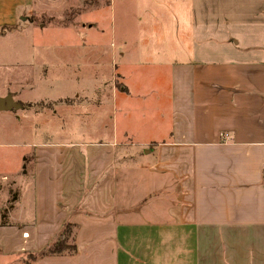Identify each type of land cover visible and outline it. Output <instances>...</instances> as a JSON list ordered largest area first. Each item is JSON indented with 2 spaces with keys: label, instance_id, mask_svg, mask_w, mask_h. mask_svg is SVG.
Segmentation results:
<instances>
[{
  "label": "crops",
  "instance_id": "0c3cea01",
  "mask_svg": "<svg viewBox=\"0 0 264 264\" xmlns=\"http://www.w3.org/2000/svg\"><path fill=\"white\" fill-rule=\"evenodd\" d=\"M14 5L0 4V26L20 36ZM125 5H109L122 22L110 44L81 47L92 60L105 50L99 67L121 88L105 79L100 100L75 91L83 102L65 105L107 123L32 145L30 194L0 222V264H264V0H169L163 34L140 14L139 47ZM66 223L76 252L41 256Z\"/></svg>",
  "mask_w": 264,
  "mask_h": 264
},
{
  "label": "rangeland",
  "instance_id": "374dc122",
  "mask_svg": "<svg viewBox=\"0 0 264 264\" xmlns=\"http://www.w3.org/2000/svg\"><path fill=\"white\" fill-rule=\"evenodd\" d=\"M12 1L1 0L0 4L14 5L15 1ZM168 1L120 0L126 4L124 9L128 13L123 33L128 34L134 47H139L140 37L145 33L137 25L141 23L140 14L145 22L150 19L154 21L148 31L150 35L163 34L168 29V17H159L161 11L168 12L166 9L160 10V4ZM111 2L22 0L14 5L19 15L15 21L17 26L26 25L25 33L20 36L9 35L10 25L5 23L0 26V94L12 92L18 99L23 97L20 100L21 110H8L20 116L17 121L9 117L10 113L2 116L3 111L0 110V222H9V211L19 195L25 193L22 189L26 188L27 194H30V178L25 177V171L31 173L32 145L47 140H73L79 138L80 132L96 136L91 130L107 123L105 119L98 121L91 115L87 116L89 112L83 111L84 108L81 113H77L74 108L65 105L83 102L84 97L74 96L75 91L87 93L93 100L99 97L100 100L103 97L102 93L96 96L99 92L97 85L105 79L112 87L114 84L118 87L122 85L118 77L112 79L110 69L99 67V60L107 55L104 49L93 53L96 63L81 48L89 44L86 40L90 37L110 44L112 29H122V22L112 17L109 7ZM24 16L28 17L25 21L20 18ZM86 36L89 38L85 40ZM27 62L33 65V79L28 83L30 88L22 95L26 86L25 77L31 75L22 73L16 78L11 68H15L13 65L16 63ZM108 64L110 66L111 63ZM62 107L68 112L65 116L57 112ZM25 157L28 158L26 161Z\"/></svg>",
  "mask_w": 264,
  "mask_h": 264
},
{
  "label": "trees",
  "instance_id": "16d2710c",
  "mask_svg": "<svg viewBox=\"0 0 264 264\" xmlns=\"http://www.w3.org/2000/svg\"><path fill=\"white\" fill-rule=\"evenodd\" d=\"M76 227L72 223H66L56 239L43 250L40 255L74 254L77 250L75 243ZM34 258H37L36 256Z\"/></svg>",
  "mask_w": 264,
  "mask_h": 264
},
{
  "label": "water",
  "instance_id": "95a60500",
  "mask_svg": "<svg viewBox=\"0 0 264 264\" xmlns=\"http://www.w3.org/2000/svg\"><path fill=\"white\" fill-rule=\"evenodd\" d=\"M19 104L14 100L12 95L0 96V110H9L18 108Z\"/></svg>",
  "mask_w": 264,
  "mask_h": 264
}]
</instances>
